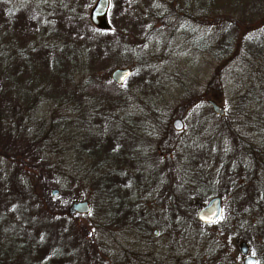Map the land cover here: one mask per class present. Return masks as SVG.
Wrapping results in <instances>:
<instances>
[{"label": "rangeland", "instance_id": "1", "mask_svg": "<svg viewBox=\"0 0 264 264\" xmlns=\"http://www.w3.org/2000/svg\"><path fill=\"white\" fill-rule=\"evenodd\" d=\"M132 1L139 7L140 13L144 5L159 15L165 14L170 7L183 11L182 15L171 17L168 22L159 20L162 21L159 28L153 34H147V40H142L141 45H135V52L128 56L127 62L117 67H144L152 71L156 81L157 87L153 92L138 91L132 87L133 84L127 85L126 88L121 86L118 92L123 99H128L126 101L129 108L123 109L124 114L117 108L114 114L121 118L138 117L144 121V131H147L148 139L154 141L152 147L158 152V166L169 162L164 168L160 167L163 176L154 181L153 193L146 196L147 203L141 204L143 209L163 210L167 204L163 203L162 197L164 196V200L169 199L167 190L172 192L175 204L181 183L186 182V185L190 186L193 180L197 179L196 175L202 174L200 163L192 168L190 173L188 168H183L186 147H192L196 152L204 151L208 158L215 152L235 157L236 149L227 138H223L222 142H225L220 144L218 141L213 144V140L208 144L207 139L221 133L227 137L236 135L253 139L250 134L255 131L256 123L251 120L258 122L264 114V110L257 106L260 102L257 99L264 97L254 98L264 86L261 79L264 73V41L261 39L264 37V0ZM205 1L208 4H205ZM53 2L54 0H0V19L4 17L7 5L9 15H12L27 7H41ZM95 2L96 0H90L85 6L84 16L87 21ZM64 27L58 31L61 33L59 38H75L73 29ZM44 42L52 45L51 42ZM33 44V41L30 42V46H34ZM15 49L18 51V45ZM9 54L7 39L0 36V199L3 192L11 194L9 197L16 196L26 201L29 191L34 195L33 198H28L32 201V207L36 204L40 210L53 211V225L64 230L74 225L72 227L85 244L81 249L86 254V261L75 264H207L203 262V256L206 251L207 254L214 253L215 246L210 242L218 240L219 231L216 228L219 227L198 226L194 229L191 226H183L173 229L162 223L164 228L156 230V235H145L132 227H125L119 217L107 221L103 206L96 203L91 187L82 182L79 185H71V192L63 199L60 195L55 198L51 196L52 191L59 192L58 188L45 190L42 186L43 179L40 180V177L44 178V183L52 182L58 187H68L70 176H74L73 170L82 167L75 163L73 146L80 134L72 128V122L78 118L77 114L81 110L87 113L90 108L81 105L76 107L73 98L77 97V84L70 88V98L62 97L57 100V96L53 99L46 94H39L37 99L34 97V100L27 101V88L14 86L13 91L7 80V65L4 63L14 60L4 62ZM117 68L101 74L99 81L105 83L110 80L111 72ZM77 80H81L80 75H77ZM250 91H254V96L245 98ZM207 101H212L225 112V121L210 115ZM88 105L94 106L95 101H90ZM101 109L108 112L110 108L100 102L97 110ZM107 114L99 115L105 118ZM174 119L182 121V132L172 131ZM225 127L226 130L223 129ZM138 134L135 136V143L143 148L147 139ZM253 136L257 137L256 132ZM9 157L19 160V164L10 162ZM21 160L29 164L23 165ZM226 162H231L228 166L233 168L234 160L228 159ZM235 163L236 166L243 165V162ZM173 164L175 166L172 169ZM28 165L38 168L44 166L49 176L32 171ZM254 167H257V170L255 176L251 177H254L259 187H264V168L260 165ZM251 168L252 166L248 165L245 170ZM241 179L250 178L243 172ZM11 183L14 184V191L10 192ZM244 184L246 188L241 189L239 193L248 195L249 185L247 182ZM223 190L227 191L228 187L224 186ZM122 194L125 193L122 191ZM46 197L50 200L45 199ZM42 200L44 205L35 203ZM77 202H87L90 214L71 216L68 210ZM247 207L243 206V209ZM19 209L27 213V204ZM31 210L29 215L33 213ZM254 210L255 213L243 216L239 225L248 228L251 235L257 237L253 247L254 256L264 258V212ZM38 213L40 212L34 214ZM4 217V222L0 223V236L4 242L0 243V251H3L4 247L10 251L14 250L13 244L5 243L10 234L17 244H27L24 240L27 233L30 237L27 219L23 217L20 221L11 213ZM23 256L24 253L18 254L21 260L25 258ZM233 258L242 259L238 246H235Z\"/></svg>", "mask_w": 264, "mask_h": 264}, {"label": "trees", "instance_id": "2", "mask_svg": "<svg viewBox=\"0 0 264 264\" xmlns=\"http://www.w3.org/2000/svg\"><path fill=\"white\" fill-rule=\"evenodd\" d=\"M89 2L90 0H54L51 4L27 7L12 15H9L7 5L3 19H0V36L7 39L10 47L9 57L5 58L4 62L14 59L4 63L7 65L5 69L8 72L7 80L13 91L14 86L27 88L29 102L34 100V97L37 99L39 94H46L52 98L57 96V100H60L62 97L70 98L69 90L73 84H77L75 85L77 97L73 98L76 107L81 105L90 108V112L86 111L87 113L78 111V118L72 122V128L80 134L73 146L75 163L82 167L73 170L74 176H70L68 187L67 185L58 187L52 182L44 183V178L40 177V180L43 179L42 186L45 190L51 187L58 188L59 195L63 196V199L67 198L65 195L71 192V185H79L82 182L91 187L96 203L103 206V214L107 221L110 222L115 217H119L126 225L125 227H132L145 235H153L154 230L160 231L164 228L162 223H166L167 227L173 229L183 226H191L194 229L198 226L205 227L197 222L196 212L209 198L220 197L223 201V216L211 227H224L226 233L235 237L232 239L234 242L247 243L255 254L253 247L257 237L251 235L249 229L240 226L239 223L243 216L255 213L254 209L264 212V187H259L254 177H251V175L255 176L257 170L255 165L264 168V114L258 122L251 120L256 123L254 131L256 138L253 132L250 134L253 139L236 135L227 137L223 133L207 139L208 144L210 140H213V144L216 141L220 144L225 142H222L223 138H227L236 149L235 157L215 152L208 158L204 155V151L196 152L192 147H186L183 168H188L187 171L190 173V170L200 163L201 176L196 175L197 179H194L190 186L186 185V182L181 183L182 187L180 186L178 193L176 192L175 204H173L172 192L167 190L169 199L164 200V196L162 197L163 203L167 204L163 210L143 209L141 204L147 203L146 196L153 193L154 181L163 176L160 167L164 168L163 166L168 165L169 162L158 166V152L154 151L152 147L154 143L148 139L147 131H144L146 126L144 121L138 117L121 118L114 114L117 108L123 114V109L129 108L126 101L128 99H123L118 92L121 87H117L110 80L103 83L99 79L101 74L124 65L128 56L135 52L133 47L140 44L147 34H153L159 28V20L165 19L168 22L171 17L182 15L183 11L175 8L176 10L164 17L152 11L150 13L141 11L142 14L132 0H119V2H113L111 8L112 30L101 32L93 29L84 16L85 6ZM204 3L208 4L207 1ZM201 9L204 10L203 7ZM64 26L73 29L75 38H59L61 33L58 31L60 28H65ZM261 39L264 41V37ZM32 41L34 46H30ZM44 41L51 42L52 45ZM16 45H18V51L15 49ZM138 71H140L139 74ZM3 75L5 77L6 74ZM77 75L81 76L80 81L77 80ZM261 79L264 82V73ZM130 84H133L132 87L138 91L144 92H153L157 87L152 71L144 67L132 68L130 78L122 87L126 88ZM123 93L125 97L126 92ZM253 93L254 91H250L245 98H251L254 96ZM15 95H17L16 92ZM259 97H264V86L259 89V95L254 96V98ZM257 100L260 101L258 108L261 107L264 110V98ZM90 101H95V105L92 107L88 105ZM100 102L110 108L108 112L103 109L97 110ZM105 113H108L105 118L99 115ZM215 118L225 121V115L222 118ZM223 129L226 130V127ZM139 131L142 133V138L147 139L143 148L135 143V136ZM141 133L138 135L141 136ZM9 158L13 164L20 162L13 157ZM228 159L234 160L233 168H229L228 163L231 162H226ZM238 161L243 162V165L236 166L235 162L238 163ZM22 163L29 164L24 161ZM248 165L252 168L245 170ZM174 166L173 164L172 169ZM30 168L41 175L45 173L49 176L44 166ZM241 170H244L243 172L250 179L242 180ZM245 182L249 185L248 195L239 193L241 189L246 188ZM5 186L8 187V185ZM9 186L10 192L14 191V184L11 183ZM224 186L228 187L227 191L223 190ZM122 191L125 194H122ZM2 195L0 223L4 222L3 218L7 213H11L20 221L24 217L27 219L30 237L27 233V238H24L27 244L20 245L10 234L5 243L13 244L14 250L10 251L4 247V250L0 251V264H63L64 262L75 264L86 261V254L81 249L85 244L72 227L74 225H68L70 227L65 230L53 225V218H51L54 215L53 211L40 210L36 204L32 207V201L28 198L31 199L34 195H31L29 191H27L26 201L16 196L9 197L11 194L2 192ZM43 201L35 203L44 205ZM25 204H27V213L19 209ZM243 206H248V209H243ZM30 210L33 211L32 215H29ZM36 212L40 213L35 215ZM1 238L2 236H0V243H4ZM213 242L216 243L219 240ZM22 253L25 258L21 260L18 254ZM258 259L260 264H264L263 256Z\"/></svg>", "mask_w": 264, "mask_h": 264}, {"label": "water", "instance_id": "3", "mask_svg": "<svg viewBox=\"0 0 264 264\" xmlns=\"http://www.w3.org/2000/svg\"><path fill=\"white\" fill-rule=\"evenodd\" d=\"M109 0H98L94 7L91 9L89 14V21L98 30L107 29V13L109 10ZM131 71L129 69H116L111 75V81L117 85H122L130 76ZM212 111L217 116H223L224 111L217 107L213 102L209 103ZM173 129L177 132L183 129V124L180 120H174ZM58 191L54 190L51 192L52 197H57ZM69 214L72 215H87L89 212V206L86 202H77L71 205L69 208ZM222 215V201L220 198L210 199L204 207H202L196 214V218L199 223L204 225L215 224ZM241 254L246 256L247 247L245 244H241ZM245 264H256L255 260L251 258L245 259Z\"/></svg>", "mask_w": 264, "mask_h": 264}, {"label": "flooded vegetation", "instance_id": "4", "mask_svg": "<svg viewBox=\"0 0 264 264\" xmlns=\"http://www.w3.org/2000/svg\"><path fill=\"white\" fill-rule=\"evenodd\" d=\"M95 3H94V5H95ZM109 4L110 5H109V10H108L107 19H106L107 20V29L104 30L105 32L111 31L112 25H113V20H112V16H111V8L113 5V1L109 0ZM143 7L144 8L141 9V11H143L145 13H150L152 11L155 14V12L153 10H151L148 6L144 5ZM167 10L168 11L165 14H162V15L156 14V15L164 17V16L169 15L170 13H172L173 10H176V9L174 7H170ZM162 21H166V20L162 19ZM161 22L159 21L158 23L160 24ZM88 23L91 26L90 21H89V15H88ZM93 29H95V28H93ZM97 31H101V30H97ZM104 31H101V32H104ZM117 69H129L132 73L131 68H117ZM138 133H141V131H139ZM174 133H176V132H174ZM152 143H154V141H152ZM222 207H223V204H222ZM205 227L207 228L208 226H205ZM216 229H218V231H219L218 232L219 235H217V239L219 240V242H216V243H214L213 241L210 242L211 245L215 246L214 253H210V254L208 253L207 254V251H206L205 255L203 256V258H204L203 262H205V263L207 262V264H245V259H247L249 257V258L255 260L256 264H260L258 257L254 256V252H253L252 248L249 247V245L247 243H245V242H237V243L234 242L232 239H234L235 237H233L229 233H226L224 231L225 230L224 227H219ZM153 234L156 235L157 231H154ZM223 239H224V241H222ZM241 244H245L247 247L246 256H243L241 254ZM235 246H236V248L238 246V252L242 258L241 260L233 258ZM207 255H208V257H207ZM210 257H213V258H210Z\"/></svg>", "mask_w": 264, "mask_h": 264}]
</instances>
